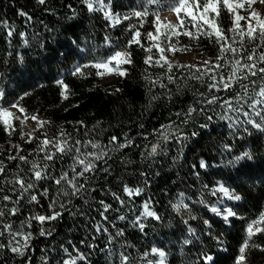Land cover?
<instances>
[{"label":"trees","instance_id":"1","mask_svg":"<svg viewBox=\"0 0 264 264\" xmlns=\"http://www.w3.org/2000/svg\"><path fill=\"white\" fill-rule=\"evenodd\" d=\"M104 2L107 3L108 0ZM140 2L141 0H115V10L122 13ZM45 7L55 11H45ZM72 8L77 9L78 15L73 19H66V16L71 15ZM21 12L27 13V16L21 15ZM167 12V8L160 10L161 17ZM0 21H6L15 31L12 38H6L8 29L0 28V89L7 91L8 100H12L17 94L22 95V90L31 93L30 96L24 97L22 105L29 113H38L44 120L51 122L42 130L38 129L36 136L42 137L46 134L51 139L63 129L70 134L72 141L99 139L107 147L108 136L119 135L121 140L130 137L135 142L127 151L109 150L103 159L97 161V169L108 171L88 173V190L82 192L81 196L58 195L54 184L47 185L50 188L48 195H43V187L40 185L33 190L34 193L43 195V199L38 197V203L30 202L25 195L21 199L20 213L12 217L16 222H24L26 218L30 219L32 213L46 209L51 196L57 198V210H60V203H65V209L60 210L61 217L55 221L44 224L32 221L27 259L14 256L7 249H0V264H48L49 261L51 264H58L61 257L66 258V254L60 249L61 245L69 248L73 254L76 248L88 254L85 264H119L118 253L124 250L137 257L138 264H143L141 254L153 246L166 253L165 264H193L197 261V254L201 249L214 255L218 254L217 264H232V254L244 237L243 227L238 219L232 225H223L220 217L211 212V206L239 203V216L242 217H253L258 209L264 206V185H261L258 179L264 171V136L253 131H243L247 127L242 123L245 119L243 114L229 113L234 119L239 117L241 121L234 128H229L230 121L221 120L216 115L224 111L219 105L205 106L207 115L212 116L207 128L200 127L205 121V115L199 111L191 122L181 124L175 113H182L189 106L198 107L200 93L208 96L207 77L201 82L190 75L195 73L196 69L176 68L174 65L172 74L177 83L168 84L167 88L157 85L149 91L151 86L145 76L150 75L153 80L160 76L167 83L166 77L161 75L165 69L159 65L145 64L146 53L138 47L131 49L134 53V63L127 66L128 74L125 77L66 76L65 82L70 91L68 99L64 100L59 96L58 86L52 81L57 78L58 72L63 75L67 68H71L74 61L85 62L81 56L75 54L67 37L72 40L79 37L81 47L95 49L94 53H89L90 56H102L106 54V46L103 43L106 35H109L112 41L119 40L121 46L123 45L127 35L123 28L112 27L110 21L106 24L102 12H88L79 0H47L46 5L38 4L37 0H0ZM132 22L135 23L136 18H133ZM222 23L227 26L226 16L223 17ZM148 30L150 24L145 23L141 31ZM20 31L26 33L24 38L18 36ZM9 39L11 43L8 42ZM24 39L29 41V46L23 44ZM173 40L178 49L187 45L188 51L169 52V57L195 55L197 59L175 63H195L199 67L203 59L213 57L216 53L215 45L207 37H202L199 42L189 41L186 36L174 37ZM39 41L49 47L40 48ZM163 42L161 39L162 44ZM148 43L146 41L145 46ZM61 45L63 47H60ZM57 47H60L61 53L67 55L54 56L52 49ZM16 51L25 56V64L12 62L8 53ZM153 52L155 53V49ZM5 59L8 60L7 64L4 63ZM37 83L43 87H36ZM177 86L181 89L179 94ZM169 90L173 93L171 99L163 95ZM219 95L222 99L228 98L224 91L219 92ZM152 96H157L158 99L150 103ZM78 121H83V126L78 124ZM97 121L101 122L99 126H96ZM171 122H175L176 127L180 128L187 139L182 142L175 139L158 141L157 132L154 130H162L161 125H168L175 134ZM23 130L25 132V128ZM192 132L198 134L192 136ZM158 142L162 151L158 150L155 156L148 157L151 145ZM14 144H20V154L28 155L30 160L42 155L36 152V140L22 141L18 131L15 135L8 136L0 130V146L6 150ZM224 144L230 147L224 149ZM244 150L254 153V174L251 179L237 180L235 168L239 165L234 166L229 162ZM7 154L9 153L6 151L0 152V159H6ZM201 158L211 167L197 168L195 165ZM69 163L71 159L68 157L63 161L58 160L56 169L66 168ZM21 168L24 171H20ZM27 169L28 165L22 162L18 168L17 162L7 161V178L11 180L19 174L27 179ZM3 179L4 177L0 176V180ZM214 181L225 182L226 186L240 190L245 199L242 202H228L227 197L222 194L210 195L208 188L212 187ZM125 185L133 189L131 194L123 192ZM137 188L141 191L136 192ZM249 188L252 189L250 193ZM113 193L119 199H115ZM180 193H184L183 200L190 206V215L197 217L196 220H190L189 214L184 210L176 212L172 209L171 205L177 202ZM10 194L13 197L17 195ZM202 198L205 199V204L199 203ZM101 200L111 205V210L106 213L108 221H104V217L99 215L104 211L99 204ZM145 203L161 219L141 217L137 222L136 217L144 211ZM33 204H36V207H33ZM2 206L0 204V207ZM121 215L127 219H116ZM182 220H187L189 225L196 229L193 242L188 245L181 244V241L190 235L186 231L188 225ZM203 220H208L209 224L204 225ZM98 222L104 223L113 236L116 228L123 229V236L109 241V233L95 231L93 225ZM140 223L144 224V230L138 227ZM113 224L116 227H113ZM41 227L51 231L52 235H40ZM218 233L224 234L222 239L226 251L218 249L215 241L210 239V234ZM261 240H264V237H261ZM70 245L73 247H69ZM108 249H112L117 255L109 256ZM147 259L156 260L159 257L149 252ZM249 264H264V252L250 250Z\"/></svg>","mask_w":264,"mask_h":264},{"label":"snow or ice","instance_id":"2","mask_svg":"<svg viewBox=\"0 0 264 264\" xmlns=\"http://www.w3.org/2000/svg\"><path fill=\"white\" fill-rule=\"evenodd\" d=\"M47 0H37L40 5H46ZM80 4L90 12L100 11L103 13L106 24L110 21L112 27L119 26L123 28L126 33L123 45L119 40L112 41L109 35L104 37V45L106 46V54L102 56L89 55L90 52L94 53L95 49L81 47L79 37L72 40L67 37L68 42L73 46L75 54L84 59V63L73 62L71 68H67L63 75L57 73V78L52 81L58 86L60 98L67 100L69 94V85L65 82L66 76L84 78L89 75L104 78L105 76L117 75L125 77L127 73V66L134 63V53L132 48H140L146 53L144 63L147 65H159L165 69L161 75L166 77L167 83L157 76L155 80L150 75L145 76L151 88L159 85L160 88H167L168 84H176V77L172 74L174 65L176 68H194L195 73L190 75L201 82L204 77H207V88L209 90L208 96L205 97L204 93H200V101L198 107L189 106L182 113H175L176 117L181 124H188L191 122L195 114L199 111L205 115V121L201 128H207L212 116L207 115L205 106L211 107L219 105L224 111L216 115L221 120H228L229 128H234L237 123H241L239 117L235 119L229 113H242L244 116V123L247 125L243 129L245 133L253 131L260 136H264V0H141L138 5L130 7L125 12H117L115 9L117 5L115 0H79ZM71 7V5H69ZM167 8L168 12L173 14L172 19L167 16L161 17L160 10ZM45 11H55L45 7ZM21 15L27 16V13L21 12ZM78 15V11L72 8L71 15L66 16V19H73ZM227 17L228 24L224 26L222 23L223 17ZM133 18L136 22L133 23ZM30 20L31 17H28ZM125 22L127 27H125ZM145 23L150 24V30L142 32L141 28ZM190 26V27H189ZM0 28L8 29L6 38H12L15 34L14 29L7 24L6 21H0ZM45 28L47 26L45 25ZM18 36L24 38L26 33L20 31ZM186 36L189 41L199 40L202 37H207L212 40L216 47V53L213 57H208L200 62L198 67L195 63L191 65L175 63L174 59L170 58L167 53H176L177 51H188V46L178 49L174 37ZM35 39V37H34ZM163 39V44L161 43ZM149 42L145 46V42ZM11 43V39L8 40ZM25 46H29L27 39L23 40ZM40 48H48L49 45L43 41H39ZM60 47H63L61 45ZM60 47L52 49V54L66 56L67 53H61ZM155 49V53L153 52ZM158 53V55H156ZM8 56L12 58L13 63L25 64V56L20 52H10ZM4 63L7 64L8 60L5 59ZM36 87H43L37 83ZM239 89V90H237ZM215 90V91H213ZM118 91V90H117ZM181 91L177 86V94ZM224 91L228 94V98L222 99L219 92ZM31 93L22 90V95L17 94L12 100H8V93L4 89H0V130H3L8 136H13L18 131L21 140H36V152L42 155H37L33 159H29L28 155L20 154V144H14L9 149H3L0 146V152L6 151V159H0V176L4 179L0 180V237L6 233L10 239L7 243L0 242V249H7L14 256L27 259V249L31 240V232H23L13 229L11 222H6L8 217H13L20 213L22 208L21 199L26 195L30 202H37L43 199V195H48L50 188L49 184L56 186L58 195L68 197L69 195L81 196L82 192L88 190L87 180L88 173L94 171H104L107 169H97V161L103 159L109 150L118 151L120 149L128 150L129 147L134 146V139L125 137L121 140L119 135H110L107 138V147L101 145L99 142L74 140L70 134L66 133L63 129L59 134L51 139L46 134L43 136H36L37 130H42L50 121L42 119L38 113H29L28 110L22 105L24 97L30 96ZM169 99L172 98L173 93L169 90L163 93ZM157 96H152L151 101L157 100ZM233 101L236 103L234 104ZM249 109V110H245ZM35 123V127L29 133L24 132V127L29 123ZM78 124H84L83 121H78ZM101 124L100 121L96 122V126ZM143 125H141V128ZM171 128L175 129V134L170 130L168 125H161L162 130H154L157 132L158 141H168L175 139L177 142H182L187 139L186 136L176 127L175 122H171ZM197 132H192L191 135H197ZM235 133H233L234 135ZM82 144H90L94 151H81ZM224 149H228L230 145H222ZM160 149V143L152 144L151 150L148 152V157L155 156ZM15 154H11V153ZM143 155V153H141ZM66 157L71 159V163L67 167L56 169V162L63 161ZM254 153L250 150H244L239 155L233 157L229 163L232 165H239L235 168L237 174L236 179H251L253 176L254 165L252 163ZM7 161L17 162V167H20L22 162L28 165L27 179L19 174L15 175L13 179L7 178ZM199 169L211 167L203 158H201L197 165ZM20 171H24L23 168ZM261 185H264V171L258 177ZM81 181H84L83 183ZM10 185L11 187H7ZM40 185L43 187V195L34 193L33 190ZM208 188V186H205ZM123 192L131 194L133 189L127 185L123 186ZM251 188L248 189L249 193ZM136 192L141 189H135ZM208 192L212 196L227 197L228 202H242L245 197L241 194L240 190L226 186L225 182L214 181ZM10 193H16L13 197ZM184 193L179 194L176 203L171 205L172 209L176 212L181 210L189 214L190 220H196L197 217L191 216L190 206L183 200ZM115 199H119L113 193ZM56 196L50 197V202L46 209L38 210L31 214L30 219L22 223L38 221L44 224L48 221H55L61 217V211L65 209V203L59 204V209L56 206ZM87 203V201H85ZM123 203V201H121ZM199 203L205 204V199H200ZM11 204V206H9ZM104 211L99 215L104 217V221H108L109 217L106 213L111 210V205L106 204L103 200L99 202ZM36 207V204H33ZM144 211L140 216L136 217L138 222L141 217H153L155 220L161 219L155 211L149 209L148 204H144ZM239 203L220 204L219 206H211V212L220 217L223 225H232L237 219L241 223L244 231L239 247L232 254V264H249L250 250H258L264 252V206L258 209L253 217L239 216ZM50 210V211H49ZM116 219L126 220L125 216H117ZM182 222L188 225L186 231L190 234L181 241L182 245H188L193 242L196 229L189 225L187 220ZM135 223V222H134ZM204 225H208V220H203ZM95 231L109 233L108 227L104 223H96L93 225ZM113 227H116L113 224ZM141 230H144V224H138ZM210 231V230H209ZM124 230L116 228L115 236L109 233L107 239L109 241L115 240L117 237L123 236ZM40 235L51 236L52 232L41 227L39 230ZM223 233L216 235L210 234V239L215 241V246L218 249L226 251L224 248V240L222 239ZM23 238V243L17 239ZM81 243H86L81 241ZM69 247H73L70 245ZM91 247V245H88ZM65 257H61L58 264H85L88 254L76 248L75 253L69 251V248L60 246ZM149 252L158 255L159 259H147ZM109 256L117 255L112 249H108ZM46 259V257H45ZM219 259L218 254L214 255L210 251L201 249L197 254V261L193 264H217ZM119 264H138L137 257H134L126 250L118 253ZM143 264H165L166 253L158 248L151 247L141 254ZM51 264V261L48 262Z\"/></svg>","mask_w":264,"mask_h":264},{"label":"rangeland","instance_id":"3","mask_svg":"<svg viewBox=\"0 0 264 264\" xmlns=\"http://www.w3.org/2000/svg\"><path fill=\"white\" fill-rule=\"evenodd\" d=\"M165 16H167L169 19H172L173 14L167 12L165 15H163V17H165ZM170 58H172V57H170ZM172 59H174V61H184V62L197 61L195 55L177 57V58H172ZM41 118L43 119V117H41ZM34 127H35V123L34 122L27 124V126L24 127L26 134L29 133L32 130V128H34ZM85 141L99 142L101 145H103L102 142L99 139L98 140H96V139H94V140L87 139ZM81 151H94V150L91 148L90 144H82L81 145ZM6 222H11L13 224L14 231L15 230H20V231H23V232H31L32 233V227L28 223L16 222V221H14L12 219V217H8ZM9 239H10V237L6 233L3 237H0V242L7 243L9 241ZM17 239L20 240L21 243H23V238L22 237H17Z\"/></svg>","mask_w":264,"mask_h":264}]
</instances>
